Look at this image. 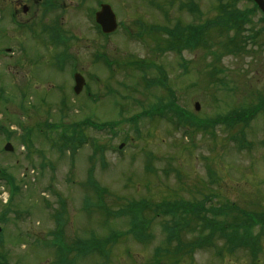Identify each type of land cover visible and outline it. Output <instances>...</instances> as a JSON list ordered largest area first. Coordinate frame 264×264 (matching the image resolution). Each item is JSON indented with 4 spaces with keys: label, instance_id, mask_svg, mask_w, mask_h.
Returning a JSON list of instances; mask_svg holds the SVG:
<instances>
[{
    "label": "rangeland",
    "instance_id": "374dc122",
    "mask_svg": "<svg viewBox=\"0 0 264 264\" xmlns=\"http://www.w3.org/2000/svg\"><path fill=\"white\" fill-rule=\"evenodd\" d=\"M40 1L32 0L29 13L21 17L25 19L19 18L27 27L35 23L27 32H10L3 24L6 19L0 17V171L12 176L19 189L11 195L9 183L0 181V255L4 264H55L54 248L49 247L53 239H62L73 248L78 240L102 241L112 231L122 235L108 246L101 244L104 255L93 252L91 243L80 247L91 251L88 257L78 259L75 250L69 256L76 258L75 264H156V249L169 250L172 245L166 246L163 231V223L170 217L156 218L146 212L147 238L139 242L128 232L129 216L106 215L108 209L127 211L142 200V205L179 199L201 201L206 207L216 204L227 211L228 220L221 219L224 222L244 218L247 222L241 213L264 215L263 112L255 113L246 127L229 130L217 124L210 130L216 132L215 140L203 131L186 139L165 119L131 121L157 101L168 100L165 89L147 86L159 77L158 67L184 114L202 123L232 109L257 105L264 100V32L250 38L239 34V49L227 54L222 40L226 36L211 32L209 41L219 60L205 48H197L181 54L182 66L176 52L157 50L158 37L145 33L141 39L132 38L124 28L138 31L139 21L146 24L144 30L152 24L171 26L177 20L184 24L210 21L217 14L216 1L193 0L201 14L197 19V14L178 10L188 0H56V10L41 24L37 22L42 17ZM98 1L111 6L119 23L108 37L98 33L89 17ZM232 2L241 9L251 7L247 0H227ZM5 7L0 0V13ZM53 17L69 37L68 53L76 58L75 63L57 54L50 38ZM257 19L255 14L250 21L255 29L263 26ZM43 24L48 27L46 34ZM98 54L110 61L109 68L96 62ZM128 58L149 65L136 69ZM74 69L85 78L89 96L72 93ZM86 119L103 122L104 130L78 125ZM7 129L11 135L4 133ZM23 135L29 139L27 143L22 141ZM78 136L82 144L76 142ZM230 136H238L242 149ZM60 137L70 141L61 151L57 148L63 143ZM7 142L13 151L3 149ZM120 143L124 145L118 149ZM98 185L106 193L101 190L103 194L97 195ZM101 204L106 207L103 212ZM62 212V234L51 235L56 226L53 215ZM253 234L259 236L258 264H264V227H254ZM194 235L198 231L184 230L183 242ZM214 244L216 247L197 251L192 257L178 256L181 261L177 264H253L247 249L233 247L227 252L218 237ZM172 261L163 258L162 264H176Z\"/></svg>",
    "mask_w": 264,
    "mask_h": 264
},
{
    "label": "water",
    "instance_id": "95a60500",
    "mask_svg": "<svg viewBox=\"0 0 264 264\" xmlns=\"http://www.w3.org/2000/svg\"><path fill=\"white\" fill-rule=\"evenodd\" d=\"M259 7L262 9V11L264 12V4L262 2V0H254ZM97 22L100 23V25L102 26V30L105 33L111 32L115 29L116 24H115V17L113 15V13L111 12L109 6L103 5L101 7V11L99 13H97ZM75 81H76V87H75V91L78 92L82 86V80L79 76H75ZM1 231V229H0Z\"/></svg>",
    "mask_w": 264,
    "mask_h": 264
},
{
    "label": "flooded vegetation",
    "instance_id": "af4514ba",
    "mask_svg": "<svg viewBox=\"0 0 264 264\" xmlns=\"http://www.w3.org/2000/svg\"><path fill=\"white\" fill-rule=\"evenodd\" d=\"M23 1H29V0H2V2L6 5V7L8 6L11 8V10H9V15L6 14L5 10H4L3 14L1 15V16H3L2 21H3V19H6V22H8L10 24H14L15 21L12 17L19 15V12L22 13V15L23 14L26 15L27 12L23 7L26 4Z\"/></svg>",
    "mask_w": 264,
    "mask_h": 264
},
{
    "label": "trees",
    "instance_id": "16d2710c",
    "mask_svg": "<svg viewBox=\"0 0 264 264\" xmlns=\"http://www.w3.org/2000/svg\"><path fill=\"white\" fill-rule=\"evenodd\" d=\"M247 15V13H242V12H240L239 11V15L238 16H234V17H232V18H229V17H227V16H225L224 15V19H222V17L219 19V23L217 24L218 26H222L223 24H225V23H228V22H230V21H232V22H236V20H237V18H242L243 16H246ZM242 22H240V24H241ZM219 30H221V29H219ZM226 46L227 47H232L229 43H227L226 44ZM233 48V47H232ZM236 50V49H235ZM213 226H216V225H218V224H212Z\"/></svg>",
    "mask_w": 264,
    "mask_h": 264
},
{
    "label": "bare ground",
    "instance_id": "6f19581e",
    "mask_svg": "<svg viewBox=\"0 0 264 264\" xmlns=\"http://www.w3.org/2000/svg\"><path fill=\"white\" fill-rule=\"evenodd\" d=\"M105 239H106V238H105ZM165 242H166V246H169V244H170L169 241L166 240Z\"/></svg>",
    "mask_w": 264,
    "mask_h": 264
}]
</instances>
